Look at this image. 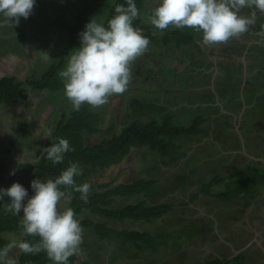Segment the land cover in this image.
<instances>
[{
  "label": "rangeland",
  "instance_id": "obj_1",
  "mask_svg": "<svg viewBox=\"0 0 264 264\" xmlns=\"http://www.w3.org/2000/svg\"><path fill=\"white\" fill-rule=\"evenodd\" d=\"M75 1L76 0H64V2L61 3L59 0H36L37 4L34 5L32 14L27 19L21 17L18 24H15L13 20L0 14V77L13 75L20 81H26L28 78L40 77L52 61L60 57V55H55V52L58 51L57 44L61 43L60 37L55 35L58 33L57 31L59 28H51L47 34L44 33V36H42L43 34L40 35L41 25L39 23H47L48 20L54 18L56 15L61 16L62 23L60 29L64 31L65 28L62 27H64L65 24L68 27L70 24L75 23ZM101 1L105 2L106 0ZM158 3L159 0H145L146 11L141 15L142 23L139 29L142 33L146 34L150 32L152 35L161 37L165 30L155 28L150 21V15L158 6ZM38 11L41 15L37 14ZM107 11L106 8H100V10H96L90 18L96 16L97 21L102 22ZM44 12H47L48 16ZM34 18H36V21ZM56 24L57 23H55V25ZM14 37H17L16 43L12 41ZM197 41H199L204 53L210 51L211 53L215 52V57H221L223 55L220 53L223 43L206 46L200 40L197 39ZM255 41L256 40L251 39L248 40L247 43L250 45ZM4 45H8L5 46L7 50L2 52ZM149 47L153 49L155 57H159L164 51L163 47H157L152 42L149 43ZM169 47L167 49H169ZM197 50L198 48L195 45L189 46V53ZM198 52L196 53L198 54ZM178 54H180L178 56L184 55L181 50H179ZM199 54L198 57L201 58L202 53L199 52ZM53 55H55V57H53ZM163 55H165V53H163ZM140 57L142 59V55H140L132 62L131 69L133 68V63L138 61ZM183 57L186 59V62L191 59L189 56ZM210 57L212 58L213 55H210ZM164 58L165 56H162L160 63H156L153 60V62L146 63L142 60L141 65L144 67V72H155V77L153 80H150L148 84L143 78H134L131 80L124 93L111 96L108 103L100 107H93L94 110L101 111L103 115V119L99 126L104 131L111 128V131L104 133L105 135L120 131L131 120L138 117L139 114L136 113L135 115V112L132 110L134 107L130 104L132 101V94L128 91L130 89H136V97L138 99L146 97L143 101L148 100L150 102L147 103V101L145 103L147 107L151 106V108H155L156 106L159 108L156 112L152 111V113H148L149 116L156 115L155 118L158 119L161 118L158 113L165 112L166 115L170 116H167V119H171L175 124L177 123L181 126L190 125L195 116L203 109V107L200 106L203 104L199 100L201 97L205 96L206 88L202 87L198 81L196 82L197 84H188L184 78V72L182 71L185 66L183 64H178L177 59H170V57L162 62ZM214 58H212V61H214ZM255 60L257 62L253 63L250 68L252 69V66L259 62L262 72L259 73V75L257 74L255 79H251L252 76L248 75L249 84H246L245 81L241 83L242 85H249L246 86L244 93L245 103L247 105L246 114L240 118V127L241 129L243 127L245 131L237 133L235 135L236 137L232 135L224 137V133L218 130L217 133L216 131L215 133L218 135V138H225L226 140H234L236 138L235 141L238 140L237 136H250L255 134L250 137V139L247 138L245 142L246 146L250 152L255 153L252 149L255 144V149L259 153L256 155L264 158V55L257 54ZM155 64H159V66H155ZM229 65L235 66L234 69L236 68L234 62L229 61ZM229 65L227 66L228 68ZM251 69L250 72L252 73L253 69ZM235 74L236 71H233L228 75L232 80L235 94H237L240 89V83L235 77ZM227 76H225L224 79ZM213 83H215V81ZM251 87L256 89H252L256 92L260 91V93H257L256 97L252 95ZM29 88V95L18 102V104L12 106L0 105V187L7 188L11 186L13 182H19L29 189V194L31 195L28 176L30 173H33L34 164L39 159L36 155V150L38 147L44 146L47 141L54 138V127L60 118L61 111H59V109L57 110L58 106L53 102L55 97H49L50 94L48 90L45 89L40 92L33 90V88L31 89V87ZM171 101L174 102L171 107H174L175 102L181 103L182 107L179 108L177 105V110H175V112L167 114V111L171 110H167L169 109V103ZM64 103L63 109H72V105L68 99L64 101ZM136 109L138 110L139 107ZM206 112L208 113V110H206ZM140 114L141 119L145 118L147 115V113ZM216 122L217 118H214L213 115L205 116L203 120V124L206 126L210 125L212 128H217ZM24 127L28 130L25 133H21L20 130ZM212 135V133L209 134V139H212ZM101 136L102 135H96V137ZM14 137L18 139V144L10 146V139ZM182 137L183 138L179 140L175 139V141L172 140L171 142L173 146H175V143L178 144L180 142L181 144V147H178L176 155L163 156L147 147L140 146L134 148L121 162L115 163L110 167L92 173L86 177L84 183L87 182L91 185V190L88 195L105 189L102 185H105L107 188L108 186L112 187L121 183H130L134 180H143V182L150 181L152 183L148 192L120 197L115 201L114 207L136 204L141 201L147 204L168 202L172 205L171 210L167 214L151 225L129 222H127L128 224L120 225L115 221L117 223L116 226L119 228H138L146 231L144 238L147 240L152 238L150 239L152 241L147 242L149 245H146V243L142 241L138 242L137 246L140 248L132 245L130 242L122 245L120 241L115 239H101L97 234H94V231H91L89 227L84 226V242L87 238H89L90 242L89 264H118L114 262V259L122 263L132 261L134 264H199L197 258L198 254L202 253V251L199 250V245L196 242L199 238L206 240L210 238L214 230V227L212 228L211 225L213 222L214 225H216L217 222L214 216L211 218L205 217L204 220H200L203 216L198 218L196 213H192V209H200L203 214L207 208L206 215H209L213 214L208 212L211 209L220 211L222 208L226 209L229 207H215L217 203H219L218 201L224 200L225 203L228 201L232 203L234 198L240 204H243V202L251 200L254 190L263 188L262 192H264V182L259 180L264 179V161L261 160L257 163L254 160H250V162L240 154L243 150L240 144V147L234 148L237 152L240 151L239 154L241 157L238 159V164L236 163L235 166L231 165V170L229 169L230 171H226L224 174H221V172L215 174L213 177L218 180L211 181L213 177L211 175L208 176L211 174L208 170H212L213 172L212 166H218V171L220 169L222 171L224 167V165L222 166L221 164H211L205 161L202 163L204 171L199 173L201 168L199 161L201 157L203 155L209 156L215 154L216 149H214L212 140H207L204 144L202 143L204 140L203 137L198 135ZM241 161H243L244 164L239 163ZM232 167H234V169H232ZM13 169H16V173L15 175H10ZM189 169L191 170L189 172L191 176H187L185 173ZM199 177H201V184H199ZM222 178H226V180H221ZM223 184H225L227 188L222 187ZM256 184L260 187L253 189V185ZM200 185L204 186V191L206 193H213L216 188L217 191L233 193L237 196L228 195L229 197L225 199L221 196L217 198L211 197L210 200H212V202H209L206 200V198H208L207 195L198 193ZM193 193L194 195L195 193L199 195L195 198L193 197L194 195H192ZM239 196H242L243 199ZM71 197L72 194H65L58 203V210L61 211L66 209ZM254 198L256 199V197ZM255 199L252 201L253 203L254 201L257 202ZM216 213L218 215L220 214L219 212ZM231 214L234 215V212L232 211ZM193 215H195L196 218H194ZM89 216L91 218L94 217L92 214L89 215V213H87L82 215L81 218H89ZM5 236L9 240L8 245L12 242L20 241L19 234L7 233ZM112 238L114 237L112 236ZM219 243L218 241L215 247H217ZM94 244H99L104 248L106 251V255H104L105 259H103L102 255L97 257L99 255L95 254ZM203 247L207 248L206 244H204ZM20 251L21 249L18 247H12L8 253L10 257L15 258L17 264L19 263ZM79 254L78 252V254L75 255L76 258H78ZM134 254L136 256H133ZM133 257H135V259Z\"/></svg>",
  "mask_w": 264,
  "mask_h": 264
},
{
  "label": "trees",
  "instance_id": "obj_2",
  "mask_svg": "<svg viewBox=\"0 0 264 264\" xmlns=\"http://www.w3.org/2000/svg\"><path fill=\"white\" fill-rule=\"evenodd\" d=\"M135 3L139 9L140 15L133 21V25L139 29L142 23L141 15L146 11L145 0H135ZM117 4H126V0H106L105 2L101 0H76L74 3L75 23L70 24L68 27L65 24V26L62 27L65 28L64 31L60 29L62 23L61 16L56 15L54 18L48 20L47 23L40 21V35L43 34L42 36H44V33L47 34L51 28H59L57 31L59 34L56 33L55 35L60 37L61 43L57 44L58 51L55 55H60V57L54 59L40 77L28 78L26 81H20L13 75L0 77V105L16 104L20 99L29 95V87H31L40 92L45 89L48 90L50 94L49 97H55L53 102L58 106L57 110L59 109V111H61L60 118L54 127V138L47 141L44 146L38 147L36 150V155L39 159L34 164L33 173H30L28 176L30 182L35 178L41 180H54L64 169L75 162L82 171V175L75 177V180L77 184H82L90 174L121 162L134 148L144 146L163 156H173L178 152L180 142L178 143L177 141L178 144L175 143V146H173L171 143L172 140H179L183 138L182 136H195L208 133V127L203 124V120L205 119L203 114L196 115L188 126L175 124L171 119H167V116H170L166 114L158 113L161 117L158 119L155 118L156 115L149 116L148 113H152V111L156 112L159 108L155 105V108H151V106L147 107L145 103L148 100L143 101L146 97L138 99L136 97V89H130L128 91L132 94V103L130 102L134 107L132 110L135 112V115L136 113L139 114L138 117L131 120L120 131L112 132L109 135H105L104 133L111 131V128L104 131L99 126L103 119L101 111L94 110V108L88 104L82 105L78 111L73 107L71 110L63 109L65 105L64 101H66L67 98H65L64 95L63 80L58 76V73L66 67L71 50L80 46L78 33L83 30L90 16L93 15L96 10L99 11L100 8H106L108 10L102 20V23L106 25L107 21L115 14L114 9ZM252 11L253 9L245 8L242 10L241 14L250 15ZM40 12L38 11L37 14L41 15ZM45 14L48 16L47 12ZM34 20L36 21V18H34ZM55 23L57 24L55 25ZM262 32H264V13H260L257 10L256 23L250 27L248 32L224 43L220 53L223 54L222 56H225V59L229 57L230 54H236L239 57L245 55L251 63H255L257 62L255 60L257 54L264 55V35H261ZM142 34L149 39V43L152 42L157 47H163L164 51L159 57H155L153 49L149 47L148 50L142 54V59L140 57L138 61L133 63L132 79L143 78L148 84V82L155 77V72H144V67L141 65V62L144 60L146 63L153 61L160 63L162 56H165L162 62L170 57V59H177L178 64H183L185 66L182 71L184 72V78L188 84L196 83L199 80L197 77L200 75L210 77V74H204L202 71H199V73L195 75L193 74V72L197 70H206L214 65V61H212L213 57L211 58L209 56H214L215 53L210 52V55L205 54L201 49L199 41H197V39L202 41L201 33H197L193 29L187 27L183 29L169 27L165 29L161 37L152 35L150 32ZM251 39L256 41L249 45L247 41ZM12 41L16 43L17 37H14ZM193 45H195L198 50L189 53V46ZM5 46L8 45H4V47ZM168 47L169 49H167ZM179 50L182 51V54L184 53L183 56H189L191 59L186 62L183 56H178L180 55L178 54ZM198 51L202 53L201 58H198V55H200ZM196 52H198V54ZM163 53H165V55H163ZM221 63L224 64L223 60H221ZM259 64L258 62L254 65L257 66ZM155 66H159V64H155ZM147 103L150 102L148 101ZM135 107H139V109L137 110ZM140 113H147V115L145 118L141 119ZM27 130L28 129L24 127L20 132L25 133ZM96 135L102 136L96 137ZM59 138L67 139L72 150L65 154L62 163L53 164L46 159L45 147L50 146L51 143L58 142ZM17 144L18 139L15 137L10 139V146H15ZM151 184L150 181L143 182V180H134L130 183H121L112 187L108 186L107 188L105 185H102L105 189L88 195L86 202L80 198L81 194L74 191L71 186H61V190L64 191L65 194H72L66 208L70 207L74 210L82 227H89V229L94 231V234H97L101 239L113 236L115 238H123L124 241L132 242L137 246L140 241L149 245L147 242L152 241L150 240L152 238L149 240L144 238L146 231L138 228H119L116 226V222L120 225L128 224L127 222L151 225L167 214L171 210L172 205L168 202L147 204L141 201L136 204L114 207V203L118 198L123 196H132L148 192L151 188ZM30 192L32 194L31 188ZM216 193L218 194L217 197L221 196L223 198L231 194L223 193L222 191H217ZM6 201L7 197L5 198V202ZM5 202H0V249L6 247L9 243L8 238L5 236L7 233L19 234L20 240H27L32 244H39V236L24 235L21 218L9 212ZM87 213H89V215L92 214L95 218H91L90 216L89 218H81L82 215ZM84 244L83 235L81 247H83ZM137 247L140 248L139 246ZM74 262L75 255L69 258V264H74ZM28 263L53 264L47 253L42 249L31 253H25L21 250L18 264ZM206 264L228 263L217 258L209 260Z\"/></svg>",
  "mask_w": 264,
  "mask_h": 264
},
{
  "label": "clouds",
  "instance_id": "obj_3",
  "mask_svg": "<svg viewBox=\"0 0 264 264\" xmlns=\"http://www.w3.org/2000/svg\"><path fill=\"white\" fill-rule=\"evenodd\" d=\"M35 4L36 0H0V14L18 24L21 17L32 14ZM245 8L253 9L250 15L241 14ZM257 10L264 13V0H159L150 21L159 30L191 28L202 34L204 45L213 46L248 32L256 23ZM114 13L106 25L96 16L89 19L78 33L80 46L71 50L66 67L58 73L64 95L77 111L84 104L100 107L111 96L124 93L132 80V62L149 48V39L133 25L140 15L135 0L117 4ZM71 150L69 141L59 138L45 147L46 159L62 163ZM15 173L13 169L10 175ZM80 175V167L73 162L54 180L33 179L31 195L19 182L0 187V202L7 197V210L21 218L24 235L40 237L39 244L20 240L0 249V264H17L8 255L12 247L25 253L42 249L53 264H69V258L78 254L84 229L74 210L60 211L58 203L65 196L61 186H71L87 201L91 185L77 184L75 177Z\"/></svg>",
  "mask_w": 264,
  "mask_h": 264
},
{
  "label": "crops",
  "instance_id": "obj_4",
  "mask_svg": "<svg viewBox=\"0 0 264 264\" xmlns=\"http://www.w3.org/2000/svg\"><path fill=\"white\" fill-rule=\"evenodd\" d=\"M210 52L205 54L210 55ZM214 57L215 55L213 56V58ZM221 60H223L224 64L221 63ZM229 61L235 63L236 65L235 69H234L235 66L229 65ZM239 61L241 64L239 63ZM252 64L253 63H251L250 60L246 58L245 55L239 57L236 54H230L229 57H226V59L225 56L215 57L214 65L211 68H208L206 70L200 69L197 70L196 72H193L194 75L196 73H199V71H202L204 74L207 75L210 74V77L209 76L205 77V75H200L197 77V79H199L198 83L202 87L206 88L205 96L201 97L199 100L203 104L200 105L201 107H203V109H201L199 115L201 114H203L204 116L213 115L214 118H217V122H216L217 128L216 127L212 128V126L208 125L207 126L208 133L198 135L203 137L204 140L202 141V143L204 144L206 143L207 140H212L214 149L218 151V152L215 151V154L213 155H209V156L203 155L201 157L199 161L201 167L199 173L201 171H204L203 170L204 168H202V163L205 161L211 164H221L222 166L224 165L222 171L221 169L218 171L217 169L218 166L217 167L212 166L213 172L212 170H208V172H211V174H209L208 176L211 175L212 177L220 172L221 174L222 173L224 174L226 171H230L231 165L235 166L241 155L244 156L249 161L254 160L257 163H259L261 160L264 161L263 157L256 155L259 153L255 149L256 148L255 144L253 145L254 147H252L255 153L250 152L246 146L245 142L247 141V138L250 139V137L254 136L255 134H252L250 136H245V135L244 136L240 135V137L237 136L238 140L236 141H235L236 138L234 140L231 139L226 140L225 138H218V135L216 134L218 130L220 132H223L224 137H226L231 135L235 136L237 133H241L242 131H245L243 127H242L243 130L240 127L241 125L240 118L241 116H244L246 114L245 111L247 109L246 108L247 105L245 103L244 93L246 86L249 85H242L241 83L245 81L246 84H249L250 75L252 76L251 79H255V76L257 74L259 75V73L262 72V70L260 69L261 65L260 66L253 65L252 66L253 71L251 73L250 66ZM228 65L229 68L227 67ZM233 71H236L235 77L237 78V80H239L240 83L239 84L240 89L237 94H235V89L233 87L232 80L228 75L230 72ZM225 76L227 77L224 79ZM214 81L215 83H213ZM252 89L254 88L251 87V90ZM254 90H252L251 93L254 97H256L257 93H260V91L256 92ZM156 101L159 102L158 100ZM173 104L174 102L172 101L169 103V109L167 110L170 109L171 110L167 111V114H170V112H175V110H177L176 109L177 105L179 108L182 107L181 103H176V102L174 107H171ZM206 110H208V113L206 112ZM161 114H166V113L164 112ZM209 132L213 134L211 137L212 139H209V134H210ZM239 144L241 145V147H243V150L241 151L242 153H240V151L237 152V150L234 149L236 147H240ZM239 163L244 164L243 161ZM232 169H234V167H232ZM190 171L191 170L189 169L185 172L187 176L190 175L189 173ZM200 178L201 177H199V184H201ZM224 179L226 180V178H222L221 180ZM212 180L214 181L218 179H214L213 177L211 178V181ZM259 180L264 182V179H259ZM202 186L203 185L199 186L200 189L198 190V193L207 195L208 196V198H206L207 201L212 202V200H210L211 197L217 198L218 194L216 193L217 192L216 188L214 189L213 193L211 192L206 193L204 191V186L203 187ZM222 187L227 188L225 184H223ZM257 187L259 188L260 186L257 184L253 185V189H256ZM262 189L263 188L254 190L253 197L251 198V200L249 201L247 200L246 202H243V204H240L234 198L232 200V203L229 201L225 203L224 200L218 201L219 203H217L215 207L217 206H219L218 208H220L221 206H229V207H227L226 209L222 208L220 211L217 209L210 210L209 208L210 211L208 212H211L213 214L206 215L207 208L203 214L200 211V209L198 210L192 209V213H196L198 218L203 216V218L202 219L200 218V220H204L205 217L211 218L212 216H214L217 222L216 225H214V222L211 225L212 228L214 227V230L210 238H207V240L203 238H199L198 241L196 242L199 245V250L202 251V253L198 254V258H197L199 264H206L209 260H213L217 258L226 261L228 264H264V218H263L264 192H262L263 191ZM199 194L195 193L194 195L193 193L192 195H194L193 197L196 198ZM229 196H237V195L231 193ZM229 196L224 197V199ZM239 197L243 199L242 196ZM254 197H256V199ZM254 199L257 200V202L259 203L254 201L255 203L254 204L252 202ZM232 211L234 212V215L231 214ZM216 212H219L220 214L218 215ZM193 217L196 218L195 215H193ZM109 238L120 241L122 245L127 243V241H124L123 238H115V237L114 238L109 237ZM218 241L220 243L217 247H215ZM130 243L134 245L132 242ZM89 244H90L89 238H87L84 246L80 247V249L82 250L79 251L80 254L78 255V258H76L75 256L74 264H89ZM204 244H206L207 248L203 247ZM93 246H95V250H94L95 254L99 255L97 257H100V255H102L103 259H105L104 255H106V251L104 250V248H102V246H100L99 244L98 245L94 244ZM133 256L136 255L134 254ZM133 258L135 259V257ZM114 262L115 263L117 262L118 264H134L132 261L122 263V262H118L116 259H114Z\"/></svg>",
  "mask_w": 264,
  "mask_h": 264
},
{
  "label": "flooded vegetation",
  "instance_id": "obj_5",
  "mask_svg": "<svg viewBox=\"0 0 264 264\" xmlns=\"http://www.w3.org/2000/svg\"><path fill=\"white\" fill-rule=\"evenodd\" d=\"M61 3H63L64 2V0H59ZM104 18V17H103ZM224 44V43H223ZM251 45V44H250ZM7 47H3V49H2V52L3 51H5V50H7L6 49ZM57 52H55V54H56ZM53 57H55V55H53ZM32 89V88H31ZM33 90H35V89H33ZM27 97V96H26ZM26 97H24V98H22V99H20L18 102H20L21 100H23V99H25ZM18 102L16 103V104H18ZM12 105H15V104H11V105H4V106H12Z\"/></svg>",
  "mask_w": 264,
  "mask_h": 264
}]
</instances>
